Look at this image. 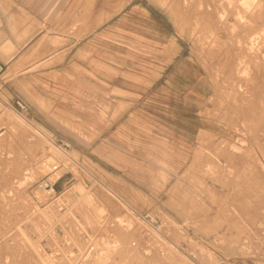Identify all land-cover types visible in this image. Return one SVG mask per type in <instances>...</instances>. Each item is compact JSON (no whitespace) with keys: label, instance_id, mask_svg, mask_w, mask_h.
<instances>
[{"label":"rangeland","instance_id":"1","mask_svg":"<svg viewBox=\"0 0 264 264\" xmlns=\"http://www.w3.org/2000/svg\"><path fill=\"white\" fill-rule=\"evenodd\" d=\"M0 16V264H264V0Z\"/></svg>","mask_w":264,"mask_h":264},{"label":"built area","instance_id":"2","mask_svg":"<svg viewBox=\"0 0 264 264\" xmlns=\"http://www.w3.org/2000/svg\"><path fill=\"white\" fill-rule=\"evenodd\" d=\"M2 70V65L0 64V71ZM18 106L21 108V110L23 112H26L27 111V105L25 104H22L21 102H17ZM61 146H63V149L64 150H68L70 148V143L69 142H61L60 144ZM58 169V165H54L53 166V171L57 170ZM37 188L41 189V190H44V191H47L48 193H55V183L52 182L49 178H44V179H41L39 180L37 183Z\"/></svg>","mask_w":264,"mask_h":264},{"label":"crops","instance_id":"3","mask_svg":"<svg viewBox=\"0 0 264 264\" xmlns=\"http://www.w3.org/2000/svg\"><path fill=\"white\" fill-rule=\"evenodd\" d=\"M4 18V16H0V20ZM14 25L13 24V15L11 16V19H10V25ZM4 25H2V21H1V26H0V29L1 27H3ZM4 28V27H3ZM2 30L0 31V35H6V31L5 30ZM6 40V38H5ZM15 43L13 42L12 39H7L6 41H0V57H5V58H8V56H11L14 54V49H15ZM10 54V55H7V54Z\"/></svg>","mask_w":264,"mask_h":264},{"label":"bare ground","instance_id":"4","mask_svg":"<svg viewBox=\"0 0 264 264\" xmlns=\"http://www.w3.org/2000/svg\"><path fill=\"white\" fill-rule=\"evenodd\" d=\"M1 128V127H0ZM2 132H0V134H1ZM45 165H47V164H45Z\"/></svg>","mask_w":264,"mask_h":264}]
</instances>
